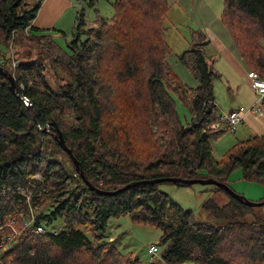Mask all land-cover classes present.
Instances as JSON below:
<instances>
[{
	"label": "trees",
	"instance_id": "1",
	"mask_svg": "<svg viewBox=\"0 0 264 264\" xmlns=\"http://www.w3.org/2000/svg\"><path fill=\"white\" fill-rule=\"evenodd\" d=\"M85 1L90 7L98 2ZM112 5L110 17L96 9L91 28H84L85 14L79 11L67 49L34 24L41 3L26 8L25 0H0V44L17 38L38 52L16 66L0 58L19 92L0 74V187L42 176L34 191L37 221L30 229L23 227L29 212L25 199L0 194L3 264H142L123 254L107 233L110 219L124 215L162 229L159 243L167 264H264V217L255 207L213 185L230 199L220 205L209 198L203 209L214 221H199L192 209L160 189L164 182H145L214 178L230 186V173L241 168L246 180L264 185V135L238 141L222 159L214 155L211 141L229 128H209L220 113L214 81L221 73L208 52V34L189 26V46L177 53L168 41L169 0H113ZM223 5L222 25L249 70L264 77V0H224ZM173 56L196 76V87L179 79L169 62ZM48 66L59 83L46 76ZM180 102L191 112L186 122ZM59 129L98 189L136 184L116 194L92 190L61 146ZM12 215L19 235L6 244L3 238L12 233L6 219Z\"/></svg>",
	"mask_w": 264,
	"mask_h": 264
},
{
	"label": "rangeland",
	"instance_id": "2",
	"mask_svg": "<svg viewBox=\"0 0 264 264\" xmlns=\"http://www.w3.org/2000/svg\"><path fill=\"white\" fill-rule=\"evenodd\" d=\"M44 0H25L26 8H35L40 3H44ZM60 7H55L56 22L53 27H49L46 33L50 34L60 45L68 49L69 42L73 39L74 32L78 25L77 16L79 11L85 14L84 28H91L96 26L95 14L96 9L110 17L113 15V0H98L94 7H90L85 3L80 4L78 0H62ZM172 4V8L169 11L166 24L169 27L168 41L175 52L180 53L189 46V32L187 25H190L189 19H184L182 15V7H185L196 18L204 19L200 23L207 25L209 20H212L213 14L223 11L224 0H214L210 7H207V0H169ZM60 3L59 0H54L50 4L51 7L57 6ZM182 5V6H181ZM41 7V6H40ZM213 11V14L207 13ZM222 13V12H221ZM204 23V24H203ZM221 24L222 31L219 32L223 38L227 37L225 34H230L225 26ZM217 27V23H212ZM58 26H62L60 28ZM209 37H212L210 31L206 32ZM44 41H42V44ZM233 44V43H232ZM261 44L264 47V37L261 40ZM0 50L5 51L0 55V58L6 60L9 58L10 62L18 64L22 60H33L38 57L37 49L29 43H21L17 38L11 39L7 46L0 44ZM209 51L213 55L215 62V69L220 73V77H216L214 81V96L217 101L220 111H229L230 106L237 108L239 106L248 107L253 100H256V95L250 85L248 79L249 69L244 63L245 70L237 66H234L228 57L224 54L223 50L216 52L213 45L209 47ZM173 70L178 75L179 79L190 87H196L198 85L196 76L187 68V66L181 62L176 56L169 59ZM46 76L49 78L52 84L59 83L57 77L53 74L49 68L45 71ZM264 104V103H262ZM178 111L184 122L191 118V112L184 107L180 102L178 103ZM233 131H228L220 136L218 139L211 141L214 155L218 159H222L223 156L231 149L237 142ZM237 134V133H236ZM229 184L235 190V192L244 195L249 200L259 201L264 197V185L257 181H248L243 177V171L241 168H237L230 173ZM211 188V189H210ZM213 185H206L201 183H195L193 185H179L171 182H164L160 184V189L169 194L175 201L180 203L185 208H190L195 214V218L199 221H214L212 214L203 209V204L209 198H213L218 204L224 205L228 203L230 197L223 191L215 192ZM39 211V205L37 207ZM256 213L264 217V205L255 207ZM252 216H248L246 220L251 221ZM51 229V226H48ZM62 227H55L54 230L59 231ZM112 229V231H111ZM115 234L118 237V248L126 255H132L133 258H139L142 264H167L163 261L162 250L164 246L160 244V255L156 258L154 263L148 255V248L154 242L159 243L163 231L161 228L150 224H137L134 223L130 216L124 215L119 218L112 217L109 222L107 233ZM114 238V237H113ZM110 240H114V239ZM89 259V258H88ZM78 260L84 262L82 258L78 256ZM90 262V259H89ZM91 264V262H90ZM179 264H196L192 261L181 262Z\"/></svg>",
	"mask_w": 264,
	"mask_h": 264
},
{
	"label": "built area",
	"instance_id": "3",
	"mask_svg": "<svg viewBox=\"0 0 264 264\" xmlns=\"http://www.w3.org/2000/svg\"><path fill=\"white\" fill-rule=\"evenodd\" d=\"M23 33L29 34L28 29H26ZM14 36V35H13ZM13 66H16V63L13 62ZM248 78L251 81V87L253 92L256 95V100L250 106H239L237 108H232L231 110L225 112L220 111L217 116V119L209 126L211 129H219L222 128L223 125L228 126L229 131H235L237 127L243 122L245 115L248 112H253L257 114H261L263 112L262 103H264V77L261 76L256 71L248 72ZM42 176L40 174H36L34 177L29 179L24 184H17L12 186L3 185L0 187V194L3 197H11L13 195H21L26 203L29 206L28 216L23 221L24 229L32 228L37 221L38 211L37 208L33 205L34 200V191L37 189V182L40 180ZM16 218L15 216H9L6 219V224L12 230V233L3 238V243H12L15 241L16 237L19 235V230L15 226ZM4 225V226H5ZM1 228V227H0ZM36 229L38 232H43L44 227L40 224L36 225ZM112 231V229H111ZM112 236V234H111ZM112 239V237H110ZM160 243H152L148 248V255L151 260V263L155 262L156 258L160 255ZM0 264H3L1 254H0ZM172 264V263H169Z\"/></svg>",
	"mask_w": 264,
	"mask_h": 264
},
{
	"label": "crops",
	"instance_id": "4",
	"mask_svg": "<svg viewBox=\"0 0 264 264\" xmlns=\"http://www.w3.org/2000/svg\"><path fill=\"white\" fill-rule=\"evenodd\" d=\"M45 1V0H44ZM43 1V2H44ZM52 1L54 0H46L44 3L41 4V7L38 11L37 17L35 19L34 24L38 27L47 29L49 27H53V26H57L55 25L56 22V13L54 12V8L55 7H60L62 5V0H59L60 3L57 6L51 7L50 4L52 3ZM56 1V0H55ZM214 0H207L206 4L207 7L209 8L211 3ZM78 2L80 4L85 3L83 0H78ZM181 2V0L179 1V3ZM181 4V3H180ZM182 6V5H181ZM211 8V7H210ZM182 15L184 16V19H189L190 20V25H187V27L192 26L194 28H200L203 31L207 32L210 31L212 34V37H209V39L211 40L210 45L215 48L216 52L218 50V52L220 51V48L223 50L224 54L228 57V59L231 61V63L234 66H237L241 69V71L245 70L244 67V60L243 58L240 56L238 50L236 49V47L234 46L233 41L231 39V36L229 37L228 34H225L227 37L223 38L222 35L219 33L222 31L221 29V21H220V16H221V11H219V13L213 14L212 12H208L207 13H211V15L213 16L212 20H209L207 25H202L200 23L204 21L201 20L199 17L196 18L195 15H192L185 7H182ZM200 20V21H199ZM217 23V27L213 26L212 23L214 24ZM204 24V23H203ZM60 28H63L62 26H58ZM208 46V52L211 56H213L211 54V52L209 51V47ZM249 69V68H248ZM249 79V78H248ZM250 85H251V81L249 80ZM255 100H253L251 103H249L250 105L252 103H254ZM217 102V101H216ZM249 105V106H250ZM233 108V106H230V110ZM262 109L263 112L261 114H256L253 112H248L244 119L243 122L237 127V129L234 131L235 133V140L236 142L241 141V140H245L248 139L251 136L254 135H264V104H262ZM114 240L118 241V237L115 236V234H112L111 236ZM154 243V242H153ZM156 243V242H155ZM118 244V242H117ZM161 249V248H160Z\"/></svg>",
	"mask_w": 264,
	"mask_h": 264
},
{
	"label": "water",
	"instance_id": "5",
	"mask_svg": "<svg viewBox=\"0 0 264 264\" xmlns=\"http://www.w3.org/2000/svg\"><path fill=\"white\" fill-rule=\"evenodd\" d=\"M0 74H3L4 76H6L10 81H11V87L13 89V91L16 92V94H19L18 90H17V85H16V79L14 77V75L5 70L2 66H0ZM24 101L28 104L31 105V102L29 101V99L27 97H23L22 95H20ZM30 110V109H29ZM34 121L37 122L36 116H33ZM44 131L46 129H43ZM59 142L61 144V146L69 153L70 157L72 158V160L74 161L75 165H76V169L77 171L80 173V176L83 178L84 182L92 189V190H97L99 193H103V194H116L120 191L126 190L128 188H130L132 185L136 184H128L122 188H119L118 190L115 191H103L98 189L95 185H93L84 175V172L82 170V168L80 167V163L77 160V158L75 157L73 151L67 146L66 141L63 137V134L61 132V130L59 129ZM166 181H171L174 183H183V184H187V185H193L195 183H201V184H206V185H215V186H219L223 189H225L231 196H233L234 198H237L238 200L244 202L245 204L249 205V206H263L264 205V199L262 201H252L249 200L247 197H245L242 194H239L237 192H235V190H233V188L231 186H229L227 183H223L221 181H218L217 179L214 178H195V179H185V178H180V177H167V178H160V179H152V180H148L145 182H166Z\"/></svg>",
	"mask_w": 264,
	"mask_h": 264
},
{
	"label": "bare ground",
	"instance_id": "6",
	"mask_svg": "<svg viewBox=\"0 0 264 264\" xmlns=\"http://www.w3.org/2000/svg\"><path fill=\"white\" fill-rule=\"evenodd\" d=\"M257 114V113H256ZM154 263V262H153Z\"/></svg>",
	"mask_w": 264,
	"mask_h": 264
}]
</instances>
